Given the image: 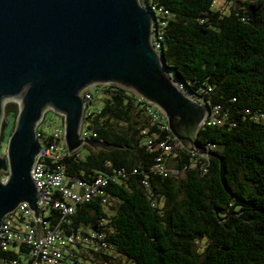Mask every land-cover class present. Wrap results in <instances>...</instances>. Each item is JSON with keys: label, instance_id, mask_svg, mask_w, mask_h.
<instances>
[{"label": "trees", "instance_id": "obj_1", "mask_svg": "<svg viewBox=\"0 0 264 264\" xmlns=\"http://www.w3.org/2000/svg\"><path fill=\"white\" fill-rule=\"evenodd\" d=\"M220 1L142 0L154 10L155 39L174 81L221 108L220 125L196 132L200 146L213 147L208 161L180 149L165 160L179 173H159L158 144L176 140L168 120L153 118L151 105L121 85L90 89L87 107L98 93L102 106L86 111L84 128L106 147L86 145L84 156L66 151L58 164H45L86 182L122 175L106 198L77 205L61 224L58 211H47L49 226L88 239L60 264H264V0H224V8ZM18 114V104L6 105L0 148L8 118ZM38 139L42 147L59 143L39 130ZM30 253L12 246L0 264H31Z\"/></svg>", "mask_w": 264, "mask_h": 264}, {"label": "water", "instance_id": "obj_2", "mask_svg": "<svg viewBox=\"0 0 264 264\" xmlns=\"http://www.w3.org/2000/svg\"><path fill=\"white\" fill-rule=\"evenodd\" d=\"M152 22L138 0H0V126L5 102L20 108L7 156L0 158V173H9L0 180V228L21 203L39 215L32 167L42 147L37 129L44 108L66 115V141L77 149L80 92L92 83H116L143 96L177 139L206 154L193 144L205 110L175 86L153 47Z\"/></svg>", "mask_w": 264, "mask_h": 264}, {"label": "built area", "instance_id": "obj_3", "mask_svg": "<svg viewBox=\"0 0 264 264\" xmlns=\"http://www.w3.org/2000/svg\"><path fill=\"white\" fill-rule=\"evenodd\" d=\"M147 8L153 15V47L160 55V42L155 39V13L153 9ZM174 84L183 95L192 101L200 103L204 108L205 113L199 124V129L204 126H215L222 123V118L220 117L221 108L219 106L211 107L209 102L198 100L188 92L183 83L174 81ZM134 93L140 101H145L151 105L149 113L153 115V118L167 120L166 116L155 105L148 102L143 96H140L136 92ZM80 97L86 113L88 103L93 100V93H91L90 89H85L81 92ZM196 134L193 138V144L196 147L204 149L206 154L189 150L177 138L171 142L162 141L158 144L159 148L162 149V154L157 159L155 170L165 175H176L179 173L178 170L167 167L165 160L173 151L180 149H187L194 154H199L204 160L208 161L213 147L211 145L200 146L196 141ZM54 140L59 143H56V145L52 144L48 147H41L32 167V179L38 195L37 208L39 215L37 216L33 212L29 204L21 203L16 211L9 214L13 215L19 212L18 224L14 226L11 217L8 215L3 220L0 228V253L1 251L9 250L12 246L27 245L31 249V264H60L64 254L68 252V249L72 245L86 242L88 239L80 233H64L60 229L61 222L74 214L77 205L91 200L94 197L106 198L105 188L109 182L122 175V173L116 174L115 176L98 175L91 182H86L69 178L61 166H57L54 170L49 169L45 164L46 162L50 161L52 164H58L65 156L66 151L69 155L79 153L88 145L87 140H96V135L83 127L80 130L82 144L75 151H70L66 146V129L56 130ZM61 142L65 143L64 146L60 145ZM207 166L208 162L203 163L202 169H206ZM51 209L61 214L60 224L55 227L49 226L45 220V214ZM20 219L22 222H20ZM12 264L20 263L17 260H13Z\"/></svg>", "mask_w": 264, "mask_h": 264}, {"label": "rangeland", "instance_id": "obj_4", "mask_svg": "<svg viewBox=\"0 0 264 264\" xmlns=\"http://www.w3.org/2000/svg\"><path fill=\"white\" fill-rule=\"evenodd\" d=\"M138 2H139L140 5L145 6L143 4L142 0H138ZM218 5H219V7L224 8L226 6V1L222 0V1H220L218 3ZM145 7L147 8V6H145ZM152 32H153V27H152ZM112 84H116V83H112ZM99 85H105V84L99 83V82L92 83L91 85L87 86L83 90H85V89L89 90V89H92V88L97 87ZM81 92H80V94H81ZM96 96L97 97H96V100H94V104H90L87 107V112L96 110V109H98V108H100L102 106L101 93L100 94L98 93ZM8 103H16V104H18L15 101H8V102L4 103V114H3V118H2V122H1V126H0V137H1V133H2L3 122H4L5 116H6V105ZM19 110H20V108H19ZM44 110L46 112L45 117H44L45 121L44 122L42 121L40 123V125L38 126L37 130H39L40 132H43L46 135H52L58 129H65V117L64 116H66V115H63V113H60V112L56 111L52 106H47L46 108H44ZM85 115H86L85 108L83 107L82 112H81L80 126H79L80 130L85 126ZM16 124H17V120H15L13 117H9L8 118L5 130H4L5 131V135H4V138H3L2 142H1L2 146L0 148V158H5L7 156L9 139H10L11 135L13 134V132H14V130L16 128ZM197 129H198V126L196 127V130H195V132L193 134V138H194V136L196 134ZM40 143H43L42 139H40ZM104 147H106V145L104 143H98V144L94 145V148H98V149H102ZM77 149H79V148H77ZM77 149H74L73 151H75ZM84 152H86V150L82 149L81 150V156H84L86 154ZM0 178H2L4 181L6 180L4 172L0 173ZM9 217H11V220H12L14 226H16L18 224V222H19V212H16L13 215H9ZM204 243L205 242L203 241L202 244H204ZM202 244L200 243L199 245H202ZM14 248H16V247H14ZM117 258L119 260H121V261H125L124 259H121L119 256H117Z\"/></svg>", "mask_w": 264, "mask_h": 264}, {"label": "crops", "instance_id": "obj_5", "mask_svg": "<svg viewBox=\"0 0 264 264\" xmlns=\"http://www.w3.org/2000/svg\"><path fill=\"white\" fill-rule=\"evenodd\" d=\"M64 144H65V143H63V142L60 143L61 146H64ZM89 145H91V144H89ZM66 146H67V148L69 149L68 144H67ZM91 146L94 147V145H91Z\"/></svg>", "mask_w": 264, "mask_h": 264}, {"label": "flooded vegetation", "instance_id": "obj_6", "mask_svg": "<svg viewBox=\"0 0 264 264\" xmlns=\"http://www.w3.org/2000/svg\"><path fill=\"white\" fill-rule=\"evenodd\" d=\"M187 128V127H184V129ZM187 130V129H186ZM185 131L182 132V129L180 130V133H184Z\"/></svg>", "mask_w": 264, "mask_h": 264}, {"label": "clouds", "instance_id": "obj_7", "mask_svg": "<svg viewBox=\"0 0 264 264\" xmlns=\"http://www.w3.org/2000/svg\"><path fill=\"white\" fill-rule=\"evenodd\" d=\"M131 91H133V90H131ZM134 92V91H133ZM99 143H101V142H99Z\"/></svg>", "mask_w": 264, "mask_h": 264}]
</instances>
